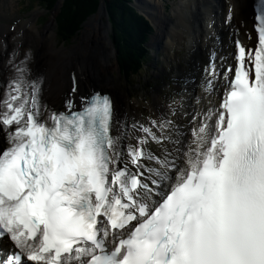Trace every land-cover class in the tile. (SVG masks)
<instances>
[{
	"label": "snow or ice",
	"instance_id": "snow-or-ice-1",
	"mask_svg": "<svg viewBox=\"0 0 264 264\" xmlns=\"http://www.w3.org/2000/svg\"><path fill=\"white\" fill-rule=\"evenodd\" d=\"M254 19V48L238 32L232 63L213 48L199 109L177 94L147 124L75 75L50 107L30 54L11 52L0 264H264V5Z\"/></svg>",
	"mask_w": 264,
	"mask_h": 264
},
{
	"label": "bare ground",
	"instance_id": "bare-ground-1",
	"mask_svg": "<svg viewBox=\"0 0 264 264\" xmlns=\"http://www.w3.org/2000/svg\"><path fill=\"white\" fill-rule=\"evenodd\" d=\"M136 3L146 5L142 13L148 15L154 23L157 34L153 43L168 54L165 63L168 67L173 66L171 70L176 71L179 80L186 82L185 89L176 85L182 92L185 105L189 111L199 109L204 104L201 81L206 65L202 60L203 54L209 61L215 48L218 55L228 57V63L233 62L231 54L235 52L234 40L237 35L232 32L233 29L236 33L240 31V38L245 31L241 22L244 21L247 28L251 25L253 0H180L172 10L174 20L165 14L162 0H136ZM229 12L231 22L226 23ZM35 14L38 15V12ZM37 15L18 26L0 23V83L9 75L8 57L15 51L18 60L30 54V67L36 75L43 77L44 99L52 108L63 110L64 100L71 91L72 77L75 75L78 94L84 95L92 88L110 92L121 118L145 123L146 114L154 115L150 118L155 119L167 111V105L173 98H161V94H156L147 107L140 100L130 99L120 80L117 82L114 79L113 73H119V68L116 61H110L109 56H114V50H106V46L111 43L108 41L106 27L102 24L103 14L91 23L92 26L87 24L88 29L85 30L81 45L71 50L55 48L54 20L44 28V33L36 29ZM240 39L245 41L244 33ZM185 44L187 52L183 59H174V54L169 51L184 49Z\"/></svg>",
	"mask_w": 264,
	"mask_h": 264
},
{
	"label": "rangeland",
	"instance_id": "rangeland-1",
	"mask_svg": "<svg viewBox=\"0 0 264 264\" xmlns=\"http://www.w3.org/2000/svg\"><path fill=\"white\" fill-rule=\"evenodd\" d=\"M134 1V0H133ZM63 2L64 0H57V2L54 4L53 8H49V11H41V9L36 5V7L33 9L32 12L27 13L26 8L28 4L30 3L29 0H0V23L3 25H8V26H18L21 24L22 20L27 21L30 20V18L33 16V13L35 11L39 12V15L37 16V22H36V29L42 33L45 32L44 28L47 27L51 22L58 21V16L61 13V10L63 8ZM164 5L166 8H168V14L169 17L171 18V11L174 3H179L180 0H173V2L170 4L166 1H163ZM135 3V2H134ZM59 4H61L59 6ZM101 5V1H100ZM132 8L135 9L133 5H131ZM175 8V7H174ZM99 10V9H98ZM108 10V9H107ZM139 14V13H138ZM100 14L97 13L96 15L90 17L84 24L82 29L79 31L78 35L73 39L72 42L67 43V44H62L61 43V35L59 33V27L57 29V25L55 23L54 29H55V48L56 49H61L66 46V49L71 50L74 47H77L81 45L83 41V37L85 34V30L88 29L87 24H91ZM102 24L103 27H106L107 33H108V41L111 43L109 46L107 45L106 50L109 48H112L114 50V56L110 57V61L114 62L118 59L117 55V47L115 44L116 38H115V32L113 29V25L110 23V16L109 12H106L104 15H102ZM33 18V17H32ZM93 24V23H92ZM91 24V26H92ZM150 24V23H149ZM151 25V24H150ZM44 30V31H43ZM157 34V31L154 30V33L151 34L150 36V43L153 42V37ZM102 42L105 43V40ZM114 43V45H113ZM34 52V51H33ZM187 52L186 50V44L184 49H174L173 51H169L170 54H174V59H179L182 60L184 54ZM109 54V53H107ZM169 54V55H170ZM110 55V54H109ZM168 54L163 53L161 54V59H166ZM112 58V59H111ZM161 59L159 61H156L157 59L155 58L156 63H158V66L156 67L155 64H151L152 68H154L152 71L149 72H143L140 74V72L137 73V76L134 77H127L122 75L121 73L115 72L113 73L114 79L118 82V79L120 80V84L122 85V88L130 94V99L134 100H140L143 105L149 106L150 103L153 102L154 96L156 94H161V98L164 96H168L171 98H174V94L176 93L175 89H178L175 85L174 82L171 80L172 76H176V71L168 69L166 65H163L161 63ZM203 63L206 64V56L203 54L202 58ZM173 67V66H171ZM118 68H122L119 67ZM123 70V68H122ZM171 71V72H170ZM122 72V71H121ZM127 73V72H126ZM171 76V77H170ZM98 80V79H97ZM97 80L96 83H97ZM170 84V90L167 88L169 87ZM182 85V89L185 88L186 82L180 83ZM175 86V87H174ZM143 108V107H142ZM151 116L152 114H146V116ZM154 116V115H152ZM145 117V121H146Z\"/></svg>",
	"mask_w": 264,
	"mask_h": 264
},
{
	"label": "trees",
	"instance_id": "trees-1",
	"mask_svg": "<svg viewBox=\"0 0 264 264\" xmlns=\"http://www.w3.org/2000/svg\"><path fill=\"white\" fill-rule=\"evenodd\" d=\"M45 9L53 8L57 0H35ZM101 0H65L58 16L59 33L63 40L72 42L83 24L99 9ZM110 22L115 32V44L121 67L128 74L141 71L153 58L146 46L153 28L130 5L132 0H105Z\"/></svg>",
	"mask_w": 264,
	"mask_h": 264
},
{
	"label": "water",
	"instance_id": "water-1",
	"mask_svg": "<svg viewBox=\"0 0 264 264\" xmlns=\"http://www.w3.org/2000/svg\"><path fill=\"white\" fill-rule=\"evenodd\" d=\"M135 7L138 8L137 6H135ZM145 9H146V5L144 6V10ZM105 13H106L105 0H101V6H100V9H99V14H105Z\"/></svg>",
	"mask_w": 264,
	"mask_h": 264
}]
</instances>
